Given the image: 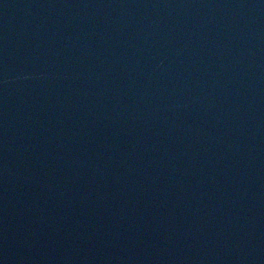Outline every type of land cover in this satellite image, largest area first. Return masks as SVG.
<instances>
[{
    "label": "water",
    "instance_id": "water-1",
    "mask_svg": "<svg viewBox=\"0 0 264 264\" xmlns=\"http://www.w3.org/2000/svg\"><path fill=\"white\" fill-rule=\"evenodd\" d=\"M0 264H264V0H0Z\"/></svg>",
    "mask_w": 264,
    "mask_h": 264
}]
</instances>
